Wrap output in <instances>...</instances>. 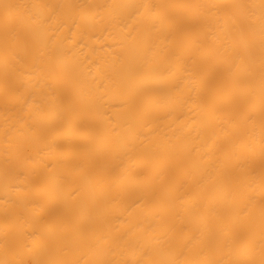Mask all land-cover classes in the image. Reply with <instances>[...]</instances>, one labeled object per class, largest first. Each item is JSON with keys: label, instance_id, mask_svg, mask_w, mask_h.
Masks as SVG:
<instances>
[{"label": "bare ground", "instance_id": "6f19581e", "mask_svg": "<svg viewBox=\"0 0 264 264\" xmlns=\"http://www.w3.org/2000/svg\"><path fill=\"white\" fill-rule=\"evenodd\" d=\"M0 264H264V0H0Z\"/></svg>", "mask_w": 264, "mask_h": 264}]
</instances>
